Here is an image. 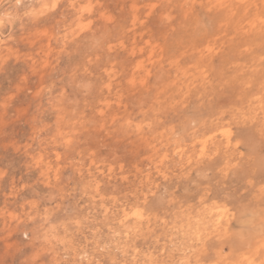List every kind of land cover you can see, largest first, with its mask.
I'll use <instances>...</instances> for the list:
<instances>
[{"label":"rangeland","instance_id":"rangeland-1","mask_svg":"<svg viewBox=\"0 0 264 264\" xmlns=\"http://www.w3.org/2000/svg\"><path fill=\"white\" fill-rule=\"evenodd\" d=\"M0 21V264H264V0Z\"/></svg>","mask_w":264,"mask_h":264},{"label":"snow or ice","instance_id":"snow-or-ice-1","mask_svg":"<svg viewBox=\"0 0 264 264\" xmlns=\"http://www.w3.org/2000/svg\"><path fill=\"white\" fill-rule=\"evenodd\" d=\"M19 4H20V0H17V5L19 6ZM57 4L55 3V2H53L52 4H51V8L52 9H56L57 8ZM45 7H48V5H45ZM0 23H2V21H0ZM261 137H262V144H264V131H262V133H261ZM243 231V230H242Z\"/></svg>","mask_w":264,"mask_h":264}]
</instances>
